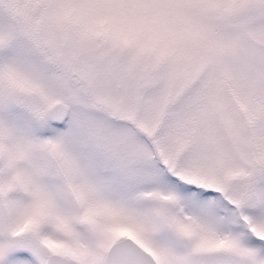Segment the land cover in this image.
Masks as SVG:
<instances>
[{
  "label": "snow or ice",
  "instance_id": "obj_1",
  "mask_svg": "<svg viewBox=\"0 0 264 264\" xmlns=\"http://www.w3.org/2000/svg\"><path fill=\"white\" fill-rule=\"evenodd\" d=\"M0 264H264V0H0Z\"/></svg>",
  "mask_w": 264,
  "mask_h": 264
}]
</instances>
